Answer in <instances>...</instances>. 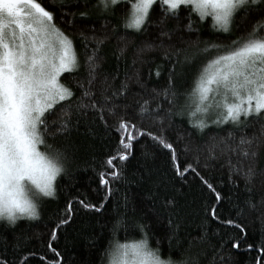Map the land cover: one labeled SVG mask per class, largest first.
I'll list each match as a JSON object with an SVG mask.
<instances>
[{
	"label": "snow or ice",
	"instance_id": "1",
	"mask_svg": "<svg viewBox=\"0 0 264 264\" xmlns=\"http://www.w3.org/2000/svg\"><path fill=\"white\" fill-rule=\"evenodd\" d=\"M122 2L130 4L127 15L119 18L123 28L143 33L147 26L154 25L157 32L152 39L140 44H134L126 35H119L117 47L112 52L116 63L108 70L104 48L115 29L103 27L89 34L80 31L84 47L81 58L73 37L57 26V13L51 10L55 5L45 7L38 0H0V220L15 227L21 218L32 221L41 218V202L45 198H56L57 180L71 178L69 163L74 157L73 146L70 143L58 145L56 141L58 138L67 141L78 128L80 118L91 114V124L98 122L105 135L115 133L116 136L115 147L101 161L97 171L103 196L98 203L80 194L66 198L64 206L46 225L47 236L43 243L52 259L44 257L42 264L45 261L46 264H68L59 241L75 224L80 210L99 213L104 202L118 191L114 188L117 182L139 183L145 178L136 173L131 179L126 175L136 152L145 162V173L153 174L147 164L155 160V152L148 151L141 143L145 138L151 141L155 151L166 153L167 157V171L151 181L155 191L150 197L152 208L149 211L159 218L161 213L156 207L159 203L168 213L170 244L185 218L175 196L167 194L169 188L175 191L177 182L182 186L190 185L191 176L208 192L210 199L202 201L194 214L199 217L198 231L186 233L185 246L178 252L180 258L162 259L159 248L149 245L148 212L141 208V214L137 215V206L130 208V198L124 194L123 211L111 222L113 237L120 228L127 231L133 227L142 233V238L131 244L113 240L102 251L101 264H105V257L111 258L107 264H242L233 256L240 251L251 253L250 264H264V238L248 242L246 229L239 222L243 209L238 204L235 205L236 218H222L218 209L222 201L229 199L231 202V198L222 195L215 184L201 174V167L207 169L209 161L223 157L221 167L227 165L230 182L234 185L237 180L243 182L246 195L251 197L255 195L253 188L259 179L264 200V164L261 163L264 149V0H96L93 7L98 12L115 15ZM154 4L159 5L161 12L155 20L152 17ZM70 6V0H64L59 9ZM182 7L191 8L200 20L210 16L213 27L225 32L238 14L251 16L253 20L245 35L231 46L218 49L219 54L208 61L193 90L200 102H208L209 107L214 104L220 110L212 123L231 124L224 137L214 139L209 145L202 166L199 155L195 163L182 159L190 151L188 143L182 142L179 136L174 142L166 135L172 117L183 111L177 104L172 71H169L165 86L152 83L153 75L160 77L161 65L153 67L150 53L158 52L173 64V68L182 55L187 59L186 50L170 43L173 28L167 23L180 20ZM65 15L85 17L88 12L65 11L60 19ZM67 23L71 25L72 20L68 19ZM192 24L190 14L184 27L191 29ZM130 47L131 63H128ZM64 73L76 74L72 83L62 80ZM155 126L158 128L153 131ZM193 126L203 129L207 125L198 121ZM248 128L254 131L249 134ZM88 130L92 132L91 127ZM244 204L251 207V199ZM209 221L235 231L229 234L217 229L210 235L206 226ZM24 239L27 237L17 238L12 244L15 259L3 254L8 251L4 243L0 264H28V257L36 253L29 251L25 255ZM95 240L96 237L90 240L91 247H96Z\"/></svg>",
	"mask_w": 264,
	"mask_h": 264
},
{
	"label": "trees",
	"instance_id": "2",
	"mask_svg": "<svg viewBox=\"0 0 264 264\" xmlns=\"http://www.w3.org/2000/svg\"><path fill=\"white\" fill-rule=\"evenodd\" d=\"M38 2H41L45 7L56 6L51 10L57 13V26L73 37L74 47L81 58L84 56V47L79 37L80 31L89 34L93 29L99 32L103 27L115 29L113 37L104 48L107 56L105 68L108 70L116 63L112 52L117 47L119 35H126L134 44H140L145 39H152L157 32L154 25L147 26L146 31L143 33H135L131 29L123 28L119 24V18L127 15L130 8V4L127 2L121 3L115 15L98 12L93 7L96 0H70L71 6L68 9H59V4L64 0H38ZM65 11L74 13L87 11L88 15L85 17L65 15L63 19H60ZM160 14L159 5L154 4L152 9L153 20L158 19ZM190 14L193 24L192 28L188 29L184 25L187 24ZM180 17L178 22L174 20H168L167 22L168 27L173 28L170 43L175 48L186 50L187 59L185 60L182 55L173 68V64L165 60L158 52L150 53L149 55L153 57V67L156 64L161 65V75L160 77L153 75L152 83L153 85L165 86L169 71H172L174 91L177 93V104L183 107V111L172 117L171 127L166 129V135L174 142L179 136L182 142L188 143L190 151L182 159L195 163V158L199 155L202 166L209 145L214 139L224 137L227 130L231 128V124L212 123L211 121L215 120L216 114L220 110L215 108L213 104V109L205 112L204 109H208V102H200L193 90L201 71L208 61L219 54L218 49L222 50L231 46L233 41L245 35L250 30L253 20L251 16L245 17L238 14L233 20L229 31L225 32L213 27V20L210 16L200 20L191 8L182 7ZM68 19L72 20L71 25L67 23ZM88 47L91 48V45ZM128 52V63H131V47ZM173 60L175 61L176 58L173 57ZM123 66L122 62L121 69H123ZM75 76V73H64L62 74V80L66 83H72ZM92 119L91 114L82 116L78 128L72 131L67 141L63 138L57 139L56 143L58 145L70 143L73 146L74 157L69 163L71 178L69 179L66 176L57 180V196L56 198H45L41 202L39 209L41 218L36 221L21 218L17 221L15 227L8 225L6 220H0V251H2L6 242L8 251L3 254L8 255L11 259H15L12 255L14 251L12 244L15 239L23 237H27L23 243L25 255L29 251L36 253V255L28 257V264H42L44 257L49 260L52 259L51 253L47 251L43 243L47 236L46 225L64 206L66 198L80 194L86 196L89 201L98 203L103 196V188L98 185L97 171L100 170L101 161L115 147L116 136L115 133L105 135L103 126L98 122L91 124ZM198 121H203L207 126L203 129L194 127L193 125ZM89 127L92 128V132H89ZM157 128L158 126H155L152 130L156 131ZM246 131L251 134L254 129L248 128ZM141 143L146 145L148 151L155 152V160H150L147 164L148 167L153 169V174L148 176L145 173V162L140 158L139 152H136L135 159H132L128 165L126 175L131 179L132 174L136 173L138 177L144 176L145 178L139 183L125 184L117 182L114 188L118 191H115V194L104 202V208L99 213L80 210L76 214L75 224L67 229L65 235L59 241L60 250L66 256L68 264H101V253L109 247L110 242L113 240L118 241L120 244H131L142 238V233L133 227H129L127 231L120 228L113 237L111 222L118 212L123 211L124 194H127L130 198V208L133 205L137 206V215L141 214V208L148 212L146 222L151 226L149 245L151 248H159V255L162 259H168L169 256L172 259H179L178 252L185 246L186 233L195 234L198 231L196 223H199V217L194 214L198 211L200 203L202 201L206 202L210 199V196L206 190L202 189L199 182L190 176V185L182 186L177 182L175 185L176 190L172 191L169 188L167 193L175 196L178 208L185 218L178 235L172 238L170 244L168 239V235H170L167 223L168 213L163 210L159 203L156 205L161 213L159 218L153 216L149 211L152 208L150 197L152 192L155 191L151 181L167 171L166 153L155 151L151 146V141L147 138L143 139ZM261 163L264 164V149L261 151ZM222 164H224L223 157L217 161H209L207 169L201 167V174L205 175L210 182H213L222 195L231 198V202H229V199L222 201V207L218 209L220 215L222 218H236L238 209L235 205L238 204L240 209H243V215L239 216V222L246 229L248 242L251 243L264 238V200L261 197L262 185L260 180L257 179L253 188L255 195L249 197L245 193L243 182L237 180L235 185L230 182L227 165L221 167ZM232 179L235 180L236 178L232 177ZM247 199H251V207L245 206L244 201ZM117 204L120 205L119 208L116 207ZM192 220H195V223H192ZM206 226L210 235L217 229L229 234H233L235 231L231 227H223L214 221H209ZM93 237H96V247L90 246V240ZM233 256L242 264H250L251 253L240 251L234 252ZM110 259V257H105V264Z\"/></svg>",
	"mask_w": 264,
	"mask_h": 264
},
{
	"label": "rangeland",
	"instance_id": "3",
	"mask_svg": "<svg viewBox=\"0 0 264 264\" xmlns=\"http://www.w3.org/2000/svg\"><path fill=\"white\" fill-rule=\"evenodd\" d=\"M207 103V102H206ZM207 107H208V110H211V109H213V107H209V104L207 103ZM216 108V107H215ZM197 113H199V112H197Z\"/></svg>",
	"mask_w": 264,
	"mask_h": 264
}]
</instances>
